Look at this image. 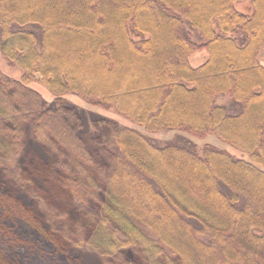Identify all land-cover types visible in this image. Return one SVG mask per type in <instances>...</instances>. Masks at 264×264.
Segmentation results:
<instances>
[{
  "label": "trees",
  "instance_id": "trees-1",
  "mask_svg": "<svg viewBox=\"0 0 264 264\" xmlns=\"http://www.w3.org/2000/svg\"><path fill=\"white\" fill-rule=\"evenodd\" d=\"M239 1L0 0V52L21 72L0 70V168L25 187L30 128L52 157L53 184L83 210L96 205L65 234L74 246L105 264H264V0L248 12ZM68 94L129 124L109 115L87 143L62 106ZM220 95L238 112L216 104ZM171 130L223 147L149 138ZM31 197L58 226L50 200Z\"/></svg>",
  "mask_w": 264,
  "mask_h": 264
},
{
  "label": "rangeland",
  "instance_id": "rangeland-1",
  "mask_svg": "<svg viewBox=\"0 0 264 264\" xmlns=\"http://www.w3.org/2000/svg\"><path fill=\"white\" fill-rule=\"evenodd\" d=\"M236 7L240 11L248 12L251 10V2L240 0ZM26 28L39 33V29L35 26ZM205 53H198L192 57L191 64L193 66L201 64L207 54ZM260 57L264 65V51ZM0 70L13 78L18 79L21 76L20 70L10 64L1 52ZM31 85L43 97L45 108H56L51 93L37 83ZM216 104L224 105L230 113H236L240 109V105L228 95L218 96ZM62 106L72 111L80 120L79 134L87 143L99 135V123L109 115L114 116L74 94H68L62 101ZM114 119L119 126L129 124L121 117L114 116ZM149 136L154 143L160 145L195 143L198 148H202L205 144L223 147L222 141L211 135L196 139L183 131L171 130ZM190 139L194 142L192 143ZM52 165V157L33 136V131L26 128V139L18 166V175L27 179L25 187H21V184L15 182L13 178L7 180L0 168V261H2L0 264H105V261L89 247H76L65 237V234L71 237L74 232L70 225L86 220L85 213L96 211V205L90 202L83 210L81 208L83 206L72 197L61 193L44 172ZM33 192L50 200L51 204L45 199L44 202L53 207V219H57L58 226L55 220L54 225L48 223L37 210L31 197ZM80 226L81 224H77L75 228ZM123 257L127 262L136 261L135 255L130 250L124 251Z\"/></svg>",
  "mask_w": 264,
  "mask_h": 264
}]
</instances>
